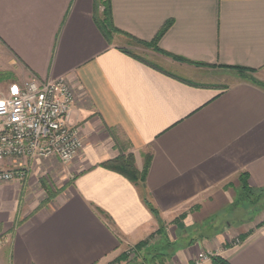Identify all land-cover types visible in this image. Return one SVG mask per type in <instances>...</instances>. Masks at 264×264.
Listing matches in <instances>:
<instances>
[{
  "label": "crops",
  "instance_id": "0c3cea01",
  "mask_svg": "<svg viewBox=\"0 0 264 264\" xmlns=\"http://www.w3.org/2000/svg\"><path fill=\"white\" fill-rule=\"evenodd\" d=\"M110 5L109 35L96 0H0V92L67 78L84 142L68 165L0 162L27 172L0 183V264H264V220L220 226L242 176L264 192V0ZM129 155L144 183L104 167Z\"/></svg>",
  "mask_w": 264,
  "mask_h": 264
},
{
  "label": "built area",
  "instance_id": "2783aa9c",
  "mask_svg": "<svg viewBox=\"0 0 264 264\" xmlns=\"http://www.w3.org/2000/svg\"><path fill=\"white\" fill-rule=\"evenodd\" d=\"M75 95L65 77L45 82L30 79L22 89L0 92V162L76 160L83 148L82 131L71 124ZM24 170H0V183L24 181ZM203 256L196 264L207 261Z\"/></svg>",
  "mask_w": 264,
  "mask_h": 264
},
{
  "label": "rangeland",
  "instance_id": "374dc122",
  "mask_svg": "<svg viewBox=\"0 0 264 264\" xmlns=\"http://www.w3.org/2000/svg\"><path fill=\"white\" fill-rule=\"evenodd\" d=\"M101 12L102 13L104 12V8H102ZM138 46H139L138 51L142 52L141 50H142L143 46H141V45H138ZM140 55H142V54H140ZM56 179H57L56 176H53V177L49 178L50 183L47 182V185L49 186L50 191L46 189L47 191H46L45 195H43L44 196L43 198H44V200H46L48 202L55 203L54 201H55L56 196L60 195L63 192V189H64L63 184L60 181H57ZM240 204L242 207L238 206V209L236 211L237 215L235 217L230 216V217H224L222 219V220H224L223 222L220 223V226L222 227V229H226L225 228V224H226L225 222H228V224L235 227V229H236L239 226L248 225L251 222L260 223L261 220H264V192L254 193V194H252V196L246 197V198L243 197L242 200H240ZM206 232H208V231H206ZM234 232H236V231H234ZM154 239H155V237H154ZM238 239H239V237L237 238V240ZM165 240L166 241H164L163 243L168 242L167 239H165ZM240 241L241 240H238L237 242L239 243ZM154 243H155V241L153 239L149 240L148 246L149 247L153 246ZM178 246H176V247H178ZM162 248H164V250H166V251H171V248H169L168 245H164ZM149 251L151 252L152 248ZM126 254H127V257H125V258L127 259V263H128V261L129 262L137 261V254L138 253H137V247L136 246H129V249L128 250L126 249ZM153 255H155V253L150 255V254H146L145 252H143L142 258L143 259L147 258V260H152V259H155L157 257V256L152 257Z\"/></svg>",
  "mask_w": 264,
  "mask_h": 264
},
{
  "label": "trees",
  "instance_id": "16d2710c",
  "mask_svg": "<svg viewBox=\"0 0 264 264\" xmlns=\"http://www.w3.org/2000/svg\"><path fill=\"white\" fill-rule=\"evenodd\" d=\"M96 1L98 6L104 7V12L100 15L97 23L104 33L110 35L111 32L115 30L112 22V10L110 5V0H96ZM164 30H162L160 34H162ZM149 165H150V157L147 158L146 165L143 171L139 172L136 168L134 157L132 155H129V156H120L117 159L104 164V167L120 173L121 175H123L125 178H127L133 183H138V182L144 183L147 177ZM242 182H243L244 195L246 197L252 196L254 192L250 190V188H248L247 179L245 178V176H242ZM145 202L146 205L149 207L150 211L157 216V211L151 206V204L148 202L147 199L145 200ZM213 260L215 264H227L224 260L219 258H213Z\"/></svg>",
  "mask_w": 264,
  "mask_h": 264
}]
</instances>
